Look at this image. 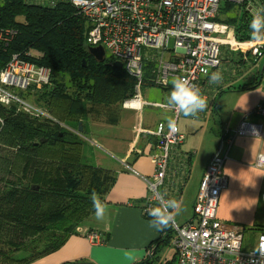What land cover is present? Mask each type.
<instances>
[{
  "label": "trees",
  "instance_id": "16d2710c",
  "mask_svg": "<svg viewBox=\"0 0 264 264\" xmlns=\"http://www.w3.org/2000/svg\"><path fill=\"white\" fill-rule=\"evenodd\" d=\"M249 2L256 10L264 8V0ZM247 7L248 1L238 7L225 3L215 17L216 22L233 28L240 42L252 40V14ZM7 30L14 36L7 44L0 42V71L17 56L50 73L47 86L19 93L25 100L33 94L34 107L50 119L0 105V263L32 264L62 248L94 214L89 199L93 190L103 202L113 185L112 172L86 163L80 137L85 133L84 123L99 111L110 112V117L103 115L106 123H117V111L111 109L133 95L136 81L123 68L113 67L112 57L97 62L89 55L87 24L68 3L50 8L37 0H0V32ZM228 52L221 50L220 62L223 59L226 66L233 65L231 79L245 67L246 60L240 53ZM154 68V63L143 62L142 84L146 87L153 86ZM257 86L255 79L236 90L251 91ZM229 88L219 89L217 95ZM189 158L171 156L172 171L164 186L174 187L162 190L166 199H178L187 180ZM172 232L171 226L158 231L148 247L152 254L137 264H175V257L161 263L157 256L160 248L170 245ZM18 253L23 255L15 258Z\"/></svg>",
  "mask_w": 264,
  "mask_h": 264
},
{
  "label": "built area",
  "instance_id": "2783aa9c",
  "mask_svg": "<svg viewBox=\"0 0 264 264\" xmlns=\"http://www.w3.org/2000/svg\"><path fill=\"white\" fill-rule=\"evenodd\" d=\"M247 1V10L252 14L256 9L249 0H37L50 8L60 3L70 4L87 24L86 45L101 47L135 79L133 95L124 100L121 107L139 116L136 136L148 134L155 140V152L150 156L153 171L148 178H143L148 192L142 207L146 217H150L148 210L164 195L162 188L167 174L172 171L169 167L173 149L183 142L184 136L179 130L170 132L165 122L158 123L153 131L140 129L144 107L167 111L164 103H146L141 98L143 62L155 65L151 84L167 89L174 76L185 77L197 87L200 77L219 67L223 48L240 53L244 60H257L264 54V41H237L233 28L215 21L221 3L241 6ZM13 36L14 32L9 30L0 32V42L7 44ZM49 80L48 69L12 56L0 71V105L15 106L34 118H47L45 112L20 99L16 92L32 86H47ZM170 112L176 121L179 113ZM246 118L264 121V96ZM236 136L263 138L264 122L243 120L234 130L220 131L192 205L193 219L181 226L172 224L175 264H264V257L255 250L264 232H259L253 241L244 242L242 229L216 217L219 195L226 187L222 167L229 159ZM253 166L264 172L263 153L256 155ZM84 233L90 243H102L97 233Z\"/></svg>",
  "mask_w": 264,
  "mask_h": 264
},
{
  "label": "crops",
  "instance_id": "0c3cea01",
  "mask_svg": "<svg viewBox=\"0 0 264 264\" xmlns=\"http://www.w3.org/2000/svg\"><path fill=\"white\" fill-rule=\"evenodd\" d=\"M232 67V64L226 67L221 65V68L216 70L223 76L222 82L218 85L209 84V73V75L200 77L198 88L208 100L207 108L195 117H185L179 113L176 118V125L184 136V140L173 149L172 155L175 157L190 156V168L186 183L180 188L177 199L185 210L183 213L179 212L178 216L182 220L179 224L173 223L174 225L181 226L193 219L192 205L204 169L216 149L219 132L222 129L234 130L241 121L255 119L246 118V115L264 96V90L259 89L233 90L236 101L232 112L233 117L227 122L229 127L224 128L225 126L220 121L217 130L213 131L212 128H209L210 132H208L205 127L206 119L209 113L219 112L220 101L225 93L218 96V90L234 86L236 81L239 84L240 77L230 76L231 79L228 78L229 70ZM161 90L159 101H147L142 98L143 101L165 103L171 89ZM145 95L149 96L147 93ZM146 111H148V115L153 116L152 120H144ZM133 116L136 119L137 114L134 112ZM129 119L131 122V118ZM169 119H173L170 111L146 106L141 112V130L153 131L158 123H167ZM134 125L135 123L132 126L129 125V133L124 137L120 136V139L118 135L109 138L99 137L108 143L115 142L122 145L123 152L119 168L108 170L115 175V181L104 196V218L97 220L93 214L62 248L32 264H137L152 254L153 251L148 247L158 237V230L149 226L150 220L143 215L142 207L148 196L143 178H148L153 171L150 156L155 152V140L148 134H139L133 137ZM88 129L90 130V127ZM258 153L264 154V137L236 136L233 139L229 159L224 162L222 167L223 175L226 178V187L219 195L216 208V217L220 221L234 225L243 231L255 232L256 235L261 226L254 223V215L260 201L264 203V172L253 166ZM167 179L169 178L167 177ZM190 179L193 182L188 186L187 181ZM173 187V185L164 186L162 190H172ZM87 231L97 233L102 243L98 245L90 243L84 235V232ZM172 256L171 252L170 256L160 259L161 263L170 261Z\"/></svg>",
  "mask_w": 264,
  "mask_h": 264
},
{
  "label": "rangeland",
  "instance_id": "374dc122",
  "mask_svg": "<svg viewBox=\"0 0 264 264\" xmlns=\"http://www.w3.org/2000/svg\"><path fill=\"white\" fill-rule=\"evenodd\" d=\"M229 4V3H227ZM224 3H221L219 6V9H221L223 7ZM234 7H238L236 5H232ZM220 17H222L223 15H219ZM10 42V40H9ZM169 46H172V40H169ZM225 50H227L228 53H230L231 51L223 48ZM230 54H237V52H231ZM105 56H109V54L106 52ZM236 58V57H234ZM238 58V56H237ZM223 59H221L220 62V66L222 65L223 67L226 66V63H224L222 61ZM255 61V62H254ZM237 77H240L239 80V84H237L238 81H236L234 83V86H231L224 94H223V98L220 101L221 102V109L219 110V112L215 113H209L207 119H206V130L208 132L209 128H212L213 131L217 130L219 128V123L220 121L222 122V124L225 126L224 128L229 127V125H227V122L229 121L230 118L233 117L232 112H233V108H234V104L236 101V95L234 94L233 90L236 91V88L239 85H242L244 83H249L250 81L253 82L255 79H257L258 81V86L256 89L259 90H264V54L262 57L258 58L257 60L253 59V58H248L245 62V67L243 69H241V71L238 73ZM244 80V81H242ZM44 87V86H42ZM39 87L36 86H32L31 88H29L30 90H32L31 92H33V89H38ZM28 90V89H27ZM26 91V90H25ZM25 91H17V95L19 96V93H25ZM143 92V93H142ZM143 96H142V94ZM145 93H147L149 96H146ZM140 94H141V98L147 100V101H159L160 99L158 97H160V94H162V90L160 89V87H153V86H149L146 87L142 84L141 88H140ZM20 99L24 100L25 102H27L28 104L33 105V94L28 95L26 97V100L23 99L21 96H19ZM142 99V100H143ZM219 102V103H220ZM12 106V105H11ZM112 111L114 110L117 111L118 114V121L115 124H108L106 123V121H108L107 117H103V115H107L108 117H110V112L109 111H99L98 114H95L93 116H90L87 120V122L84 123V130L85 133L81 138V141L83 142V146H84V152H85V161L87 164L90 165H94L96 167H100L102 169H106V170H113V169H118L119 168V162H120V158L123 156V152L121 150L122 145H119L118 143L116 144L115 142H106L103 141L102 139H99V137H103V138H109L111 136L114 135H118L119 139L120 136L124 137L126 134L129 133V125H133L135 123V127H134V132H133V137L136 136L135 134V129L137 127V122H138V115L135 116L134 112L129 111V110H125L122 109V107L120 106V104H117V107H112L111 109ZM159 110V109H157ZM142 112V111H141ZM47 118L50 119L51 117L45 113ZM137 114V113H136ZM113 115V114H112ZM232 115V116H231ZM46 117H43L42 119H44ZM131 118V122L130 119ZM140 119H141V115H140ZM149 119L152 120L153 116L148 115V111L144 112V120L147 121ZM249 121L251 122H255V123H263L264 121L261 119H249ZM60 125L63 126L62 122L59 123ZM105 125V126H104ZM86 127V129H85ZM90 127V130L88 129ZM141 129V126H140ZM82 132V131H81ZM220 133V132H219ZM212 134V132H211ZM114 139V138H113ZM118 141V140H117ZM112 146L113 148H110L109 146ZM2 178H0V182H1ZM193 181L188 180L187 181V185L190 186L192 184ZM187 196V195H185ZM257 211L254 215V223H256L258 226H261V230H258L257 232H264V203H262L260 201L259 205L257 206ZM181 212L183 213V209L181 207ZM180 214V213H179ZM179 214H177L175 216V221L174 223L179 224L180 221L182 219L179 218ZM193 214V213H192ZM91 218V217H90ZM89 218V219H90ZM88 219V220H89ZM79 228V227H78ZM78 228L76 229V231H78ZM247 229V228H246ZM174 235V232H172V237ZM255 232L252 233L251 231H244V242H251L255 239ZM171 237V239H172ZM244 250H247V248L245 246H243ZM172 252V246H171V240H170V245L168 246H164L162 248H160L159 252L157 253V256L160 257V259L162 260V258L168 257L170 256ZM173 253V252H172ZM22 256L23 254L18 253L16 256ZM174 257H171V259ZM175 262V261H174ZM0 264H4V263H0Z\"/></svg>",
  "mask_w": 264,
  "mask_h": 264
},
{
  "label": "clouds",
  "instance_id": "9594fccd",
  "mask_svg": "<svg viewBox=\"0 0 264 264\" xmlns=\"http://www.w3.org/2000/svg\"><path fill=\"white\" fill-rule=\"evenodd\" d=\"M249 30L252 40L264 41V8L253 11ZM222 80L223 76L219 71L212 72L209 76V84L218 85ZM170 83L172 87L163 104L165 110L181 113L185 117H195L207 108V98L187 78L174 76L171 78ZM167 123L170 132L178 130L175 120L169 119ZM89 199L94 209L95 218L102 220L105 214V205L100 196L93 190ZM181 210V203L179 201L174 198L165 199L164 195H160L158 204L148 210V215L151 217L149 226L155 230L163 231L174 223L175 216ZM255 250L264 257V238L261 239Z\"/></svg>",
  "mask_w": 264,
  "mask_h": 264
},
{
  "label": "water",
  "instance_id": "95a60500",
  "mask_svg": "<svg viewBox=\"0 0 264 264\" xmlns=\"http://www.w3.org/2000/svg\"><path fill=\"white\" fill-rule=\"evenodd\" d=\"M88 53L97 62H102L104 60L105 53L101 47L89 48ZM112 66L117 68V69L122 68V64L118 61H114L112 63ZM78 130H79V132H81L80 126H78Z\"/></svg>",
  "mask_w": 264,
  "mask_h": 264
}]
</instances>
